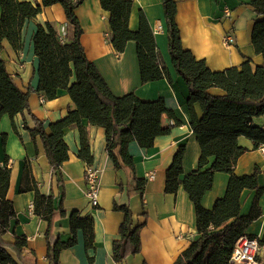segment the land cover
Masks as SVG:
<instances>
[{
	"label": "crops",
	"instance_id": "1",
	"mask_svg": "<svg viewBox=\"0 0 264 264\" xmlns=\"http://www.w3.org/2000/svg\"><path fill=\"white\" fill-rule=\"evenodd\" d=\"M42 3V0H25ZM250 0H177V24L180 28L182 44L198 58L206 61L215 71L234 66H241L246 61L262 65V55L255 51L252 44V29L256 14L249 5ZM229 10L231 15L227 16ZM144 14L154 32L156 44L161 53L172 80L160 79L143 83L136 51V43L129 41L124 52L117 53L112 44L110 13L105 11L100 0H84L77 9V15L83 29L81 43L85 53L92 61L113 93L117 96L135 92L143 100H155L162 97L168 110L175 117L164 114L162 125L171 127L168 134L158 136L152 147L145 141H133L129 151L134 158L136 176L146 181L143 195L127 192V185L132 182L133 173L129 169L115 168L108 155L106 130L100 126H89L92 166L100 173L99 205L94 207L86 194L85 171L87 163L78 152L81 147L79 128L71 126L65 129L64 137L69 146V159L54 172L38 136L34 141L31 130L36 126L32 115L26 111L12 119L4 115L0 120V166L4 165L5 156L11 159L12 169L8 198L14 203L16 218L3 236V241L11 246L17 236H26L28 247L24 252L25 264H50L47 258L48 221L32 212L35 198L34 191L20 192L25 159L32 163L34 178L45 195L55 198V206L62 202L66 215L58 216L51 226L54 235L67 241L72 237V211L81 216L92 215L95 226L94 248L88 249L82 229L76 232L77 243L62 251L60 264H173L200 234L194 204L183 187L177 193L165 191L167 170L181 146L185 147L183 168L185 173L199 169L201 147L191 126V113L188 106L189 89L172 63L168 48V28L162 0H133L130 16V28L137 30L140 17ZM2 8L0 6V17ZM51 22L65 37L68 23L65 9L60 4L45 7L36 17L25 22L22 37L23 49L16 51L8 40H4V49L0 57L5 60L8 71L14 76L18 86L27 91L39 86V60L35 55L33 35L38 25ZM232 34L235 42L226 45L224 36ZM74 81V78L73 80ZM222 94L220 88L210 90ZM31 112L44 120L49 132L50 123L67 115L73 108L67 90H61L59 97L48 101L31 91L29 95ZM198 116L202 115L198 103L194 106ZM178 122V123H177ZM264 126V116L256 120ZM15 125V126H14ZM6 135V138H3ZM240 143L249 150L239 158L235 171L239 175L251 174L259 170L258 183L264 188V154L260 149H253V141L240 137ZM209 164L204 168L207 169ZM153 174V177L150 175ZM230 175L217 172L214 183L203 198L202 204L212 209L215 201L226 194ZM254 190L245 189L241 195V215L250 212L255 198ZM118 204H128L133 216V227L137 229L135 241L138 251L129 254L122 262L113 258V243L120 238V225L124 212L114 208ZM261 216L253 221L246 235L264 240V192L259 199ZM32 251L34 254L30 255ZM258 258L264 264V243ZM233 264H242L234 262Z\"/></svg>",
	"mask_w": 264,
	"mask_h": 264
},
{
	"label": "trees",
	"instance_id": "2",
	"mask_svg": "<svg viewBox=\"0 0 264 264\" xmlns=\"http://www.w3.org/2000/svg\"><path fill=\"white\" fill-rule=\"evenodd\" d=\"M84 0H42L33 3L25 0H0V53L4 40H8L16 51L23 49L22 31L26 21L36 17L45 7L60 4L64 7L68 33L62 37L51 22L38 25L33 35L35 55L39 60V86L27 91L21 89L14 76L8 71L6 62L0 57V120L4 115L12 119L28 111L36 121L31 130L35 141L42 139L47 157L54 172L69 159V146L64 131L77 126L80 131L81 147L78 156L92 165L93 155L88 126H100L106 130V149L115 168L129 169L133 173L127 188L129 195L144 194L146 181L136 176L135 163L129 151L133 141H145L152 147L158 136L168 134L171 127L162 125V117L168 114L162 97L143 100L135 92L117 96L113 93L97 66L88 59L81 43L83 33L77 9ZM101 6L110 13L112 44L117 53L124 52L129 41L136 43V51L143 83L160 79L172 80L168 67L162 59L151 25L144 14L140 17L137 30L130 28L133 0H100ZM168 28V48L177 73L185 80L189 89L188 106L191 126L201 147L199 169L185 173L183 157L185 147L176 152L167 170L165 191L177 193L183 187L194 204L197 230L200 237L184 250L173 264H233L231 259L237 240L246 234L250 224L258 219L262 210L259 199L264 192L258 183L259 170L251 174L239 175L235 168L242 154L249 150L240 143L244 136L253 141V149L264 145V126L256 120L264 116V63L253 65L251 61L241 66L224 70H212L203 59H198L182 44L180 28L177 24V0H162ZM249 5L256 14L252 29V44L264 59V0H250ZM74 78V81H72ZM220 88L222 94L210 90ZM61 90H67L73 108L63 118L50 123L49 132L44 120L30 110L29 95L36 91L42 100H54ZM198 103L202 115L198 116ZM178 123V122H177ZM15 126V125H14ZM6 138V135H3ZM0 166V264H25L24 255L28 247L26 236H17L8 246L3 236L16 218L14 203L8 198L12 169L11 159L5 156ZM209 164L207 169H204ZM217 172L230 175L226 194L218 198L212 209L202 204L204 194L210 190ZM245 189L256 192L250 212L241 215V195ZM34 191L33 212L48 221L47 232L50 264H60L63 250L77 243L76 232L82 229L88 249L94 248L95 226L92 215L81 216L74 210L70 214L72 237L63 241L51 231L58 216L66 215L62 202L55 206V198L45 195L32 172L31 159H25L20 192ZM114 208L124 212L120 225V238L113 243V258L122 262L129 254L138 251L135 241L137 229L133 227L132 211L128 204L115 202ZM264 240H260L262 245ZM30 255L34 253L29 252ZM35 264V263H34Z\"/></svg>",
	"mask_w": 264,
	"mask_h": 264
},
{
	"label": "built area",
	"instance_id": "3",
	"mask_svg": "<svg viewBox=\"0 0 264 264\" xmlns=\"http://www.w3.org/2000/svg\"><path fill=\"white\" fill-rule=\"evenodd\" d=\"M226 15L230 16L231 13L229 10L226 11ZM224 42L226 45H231L235 42V38L232 34H227L224 36ZM264 154V145H261L259 148ZM153 177V174L150 175ZM86 178V194L90 200V203L97 207L99 205V193H100V173L99 170L87 164L85 171ZM33 212V205L31 207ZM261 244L258 237H252L249 235L241 236L234 247L232 252V261L242 264H261L258 258L259 250Z\"/></svg>",
	"mask_w": 264,
	"mask_h": 264
},
{
	"label": "rangeland",
	"instance_id": "4",
	"mask_svg": "<svg viewBox=\"0 0 264 264\" xmlns=\"http://www.w3.org/2000/svg\"><path fill=\"white\" fill-rule=\"evenodd\" d=\"M257 120H259V118Z\"/></svg>",
	"mask_w": 264,
	"mask_h": 264
}]
</instances>
